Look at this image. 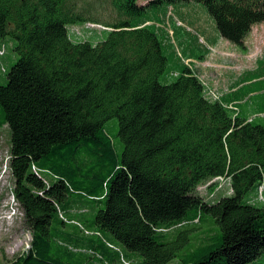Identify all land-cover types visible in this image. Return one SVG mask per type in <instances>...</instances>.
I'll return each instance as SVG.
<instances>
[{
  "label": "trees",
  "instance_id": "trees-1",
  "mask_svg": "<svg viewBox=\"0 0 264 264\" xmlns=\"http://www.w3.org/2000/svg\"><path fill=\"white\" fill-rule=\"evenodd\" d=\"M183 1L203 4L243 51L264 23V0H0V37L19 56L0 84V129L33 236L8 264H252L264 250V201H245L264 183V114L209 100L187 65L161 84V43L150 21L131 22ZM79 23L108 36L75 43ZM220 177L233 194L209 203L198 188Z\"/></svg>",
  "mask_w": 264,
  "mask_h": 264
},
{
  "label": "rangeland",
  "instance_id": "rangeland-1",
  "mask_svg": "<svg viewBox=\"0 0 264 264\" xmlns=\"http://www.w3.org/2000/svg\"><path fill=\"white\" fill-rule=\"evenodd\" d=\"M145 21H150L148 26L156 33L162 52L167 59V67L164 74L160 77L163 85L171 84L176 77L184 71L185 59L199 56L200 51L192 36L198 33L207 32L210 37H214L219 32L213 18L209 15L206 7L194 1L177 2L175 4L163 3L158 6L150 7L141 16L131 20L133 25H140ZM182 21L181 25H177ZM69 38L75 43L89 42L96 45L104 41L109 31L99 25L79 23L68 26ZM253 37H262L264 40V23L253 27ZM16 40L12 37H0V50L5 54L0 58V84L5 85L7 74L18 61V54L15 51ZM223 45L227 50H240L237 46L221 38L218 45ZM261 46H263L261 44ZM180 49V50H179ZM182 53V54H181ZM204 55V53H203ZM206 66V65H204ZM197 70L198 67H193ZM7 71V72H6ZM220 74V73H219ZM199 76L207 84L205 95L209 100L215 101V96L220 100L221 94L216 92L219 88L214 82L210 81L208 75L199 73ZM210 76H212L210 74ZM223 76V73L221 74ZM223 78V77H221ZM210 88V90L208 89ZM217 89V90H216ZM214 99V100H213ZM263 115V114H262ZM257 116V115H256ZM105 130L111 137L116 152L121 157L123 143L118 136L119 124L117 119L109 121ZM11 133L8 127L0 129V264H8L21 254L27 252L32 245V232L25 226L24 211L14 196L15 180L10 170V150ZM43 178L52 183L53 178L46 172H42ZM219 179L208 181L198 188L199 194L209 203H216L224 197L232 196V186L230 181L225 182L219 189ZM214 186L212 192L210 187ZM262 190V193H261ZM264 183L256 190H251L245 197L246 202L252 204L264 201ZM82 206H74L73 213H78ZM67 216V214H66ZM170 264H180L174 261ZM252 264H264V250Z\"/></svg>",
  "mask_w": 264,
  "mask_h": 264
},
{
  "label": "crops",
  "instance_id": "crops-1",
  "mask_svg": "<svg viewBox=\"0 0 264 264\" xmlns=\"http://www.w3.org/2000/svg\"><path fill=\"white\" fill-rule=\"evenodd\" d=\"M252 34L253 29L245 39L243 51L218 47L221 41L218 34L210 37L205 31L199 32L192 37L202 53L185 59V64L191 61L192 68L198 67V73H205L218 85L216 92H220L222 102L238 108L240 116L250 120L264 114V40Z\"/></svg>",
  "mask_w": 264,
  "mask_h": 264
},
{
  "label": "built area",
  "instance_id": "built-area-1",
  "mask_svg": "<svg viewBox=\"0 0 264 264\" xmlns=\"http://www.w3.org/2000/svg\"><path fill=\"white\" fill-rule=\"evenodd\" d=\"M3 55H4V54H3ZM205 86H206V84H205ZM214 98H215V100L218 99L216 96H215ZM216 179H219V180H220L219 182L222 183L221 185H219V189L223 187V184H224L225 182H228V181H229L228 179H225V178H223V177L216 178ZM261 193H262V190H261Z\"/></svg>",
  "mask_w": 264,
  "mask_h": 264
},
{
  "label": "bare ground",
  "instance_id": "bare-ground-1",
  "mask_svg": "<svg viewBox=\"0 0 264 264\" xmlns=\"http://www.w3.org/2000/svg\"><path fill=\"white\" fill-rule=\"evenodd\" d=\"M5 54L4 50H0V58Z\"/></svg>",
  "mask_w": 264,
  "mask_h": 264
}]
</instances>
